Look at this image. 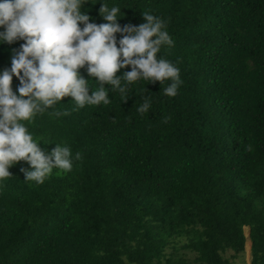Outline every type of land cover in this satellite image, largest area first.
Returning a JSON list of instances; mask_svg holds the SVG:
<instances>
[{
    "label": "trees",
    "instance_id": "trees-1",
    "mask_svg": "<svg viewBox=\"0 0 264 264\" xmlns=\"http://www.w3.org/2000/svg\"><path fill=\"white\" fill-rule=\"evenodd\" d=\"M102 4L121 10L122 28L146 23L143 12L165 21L174 43L157 59L182 83L169 97L171 81L140 80L124 98L105 84L107 105L78 108L67 96L21 121L46 155L70 147L73 168L43 184L25 180L26 161L9 168L0 264H188L165 253L183 236L200 264H232L225 255L243 253L245 227L250 264H264V0H85L81 12L107 23ZM24 43L0 41V74ZM79 71L91 96L96 78Z\"/></svg>",
    "mask_w": 264,
    "mask_h": 264
},
{
    "label": "clouds",
    "instance_id": "clouds-1",
    "mask_svg": "<svg viewBox=\"0 0 264 264\" xmlns=\"http://www.w3.org/2000/svg\"><path fill=\"white\" fill-rule=\"evenodd\" d=\"M84 3L85 0H0V27L5 29L0 32V41H25L18 52L13 50L11 69L0 74V181L12 176L9 168L20 161H26L32 169H21L25 180L38 184H43L54 168L72 170L70 147L57 144L46 155L21 123L32 122L38 113L64 97H72L78 108L107 105L110 99L105 84L124 98L129 86L140 80L158 81L161 85L171 81L163 89L164 94L177 95L182 83L179 69L163 58L157 59L162 45L171 47L174 43L164 30L165 21L143 12L146 23L122 28L117 23L121 10L102 4L100 14L107 23L97 25L81 12ZM117 33L122 34L119 46ZM85 65L99 85L91 96L88 81L79 71ZM128 66L131 71L116 75ZM13 75L20 83L19 95L12 90ZM150 107L151 100L145 97L137 111L147 114ZM81 158L76 153L74 159Z\"/></svg>",
    "mask_w": 264,
    "mask_h": 264
},
{
    "label": "rangeland",
    "instance_id": "rangeland-1",
    "mask_svg": "<svg viewBox=\"0 0 264 264\" xmlns=\"http://www.w3.org/2000/svg\"><path fill=\"white\" fill-rule=\"evenodd\" d=\"M244 235L246 237L245 246L243 253L239 254L236 258H230V253L225 255L226 258H229L232 264H250L251 261V242L249 240V228H244ZM189 242V237L183 236L176 238L173 243L169 244V246L165 249V253L169 255H173L174 258H181L187 261L188 264H200L195 259L196 257L187 248V244ZM248 245V249H247ZM165 264V263H164Z\"/></svg>",
    "mask_w": 264,
    "mask_h": 264
}]
</instances>
